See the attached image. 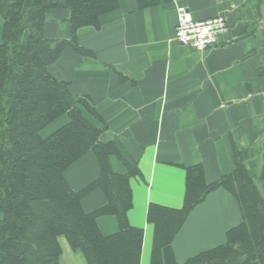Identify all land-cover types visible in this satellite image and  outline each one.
Instances as JSON below:
<instances>
[{
  "label": "crops",
  "instance_id": "1",
  "mask_svg": "<svg viewBox=\"0 0 264 264\" xmlns=\"http://www.w3.org/2000/svg\"><path fill=\"white\" fill-rule=\"evenodd\" d=\"M139 1L117 0V10L101 16L98 28L77 32V45L88 54L66 48L47 70L68 85L72 96L93 103L100 120L86 113L84 118L104 128L101 144L115 147L117 156L109 159L112 171L126 173L121 159L137 172L129 180L132 209L127 220L143 231L139 264H150L149 206L180 210L184 168L199 166L205 182L214 183L234 169L232 146L248 151L254 161L264 140V0H158L146 8H139ZM176 5L187 7L194 20L225 18V32L214 47L195 51L174 40ZM67 19V11L53 10L44 37L68 40ZM1 28L0 20V43ZM61 118L65 122L60 127L67 123ZM98 176L91 153L64 173L73 191ZM104 204L103 194L95 190L81 208L90 213ZM241 221L240 208L227 191L211 192L174 237L173 260L183 264L222 245L227 231ZM96 224L103 237L118 232L114 216H101ZM64 244L60 264H86Z\"/></svg>",
  "mask_w": 264,
  "mask_h": 264
},
{
  "label": "trees",
  "instance_id": "2",
  "mask_svg": "<svg viewBox=\"0 0 264 264\" xmlns=\"http://www.w3.org/2000/svg\"><path fill=\"white\" fill-rule=\"evenodd\" d=\"M158 0H140L139 8ZM118 8L117 0H0V264H60L58 240L86 264H139L143 231L129 225L131 177L137 172L121 159L126 173L115 174L111 144H101L97 129L84 113L100 120L89 99L74 97L68 85L47 68L66 48L77 45V32L98 28L99 19ZM53 10L68 13V40H47L44 27ZM61 117L67 123L47 136L42 132ZM260 149H255V152ZM233 171L207 184L199 166L184 168L185 193L180 210L150 205L153 226L150 264H176L171 244L193 209L217 189L237 202L242 221L229 229L225 242L187 259L183 264H264V144L258 174L248 168L250 153L231 148ZM259 152V151H258ZM257 152V153H258ZM91 153L99 168L95 182L80 191L68 186L64 173ZM98 190L105 204L85 213L81 201ZM114 216L118 232L103 237L96 224Z\"/></svg>",
  "mask_w": 264,
  "mask_h": 264
},
{
  "label": "built area",
  "instance_id": "3",
  "mask_svg": "<svg viewBox=\"0 0 264 264\" xmlns=\"http://www.w3.org/2000/svg\"><path fill=\"white\" fill-rule=\"evenodd\" d=\"M176 25L174 40L181 46L195 51H206L217 44L218 37L225 32L224 17H212L206 20H194L188 8L175 7Z\"/></svg>",
  "mask_w": 264,
  "mask_h": 264
},
{
  "label": "rangeland",
  "instance_id": "4",
  "mask_svg": "<svg viewBox=\"0 0 264 264\" xmlns=\"http://www.w3.org/2000/svg\"><path fill=\"white\" fill-rule=\"evenodd\" d=\"M48 69V68H47ZM53 77V76H52ZM56 80V79H55ZM65 122V119L64 118H61L60 120H58L57 122H55L54 124H52L51 126H49L48 128H46L43 132H42V136H47L49 134H51L52 132H54L55 130H57L58 127L61 126V123L62 122ZM264 144V140L262 141V143L259 144V146H257L258 149L260 150H257L256 152L253 153L254 155V161H248L247 164H248V168H250L251 170H254L256 171V173L258 174V166L260 165L259 161H260V158H261V145ZM259 151V152H258ZM258 152V153H257ZM59 244H60V247L62 248V252L63 254L65 255V244H64V240L61 238L58 240ZM68 251V249H67Z\"/></svg>",
  "mask_w": 264,
  "mask_h": 264
}]
</instances>
